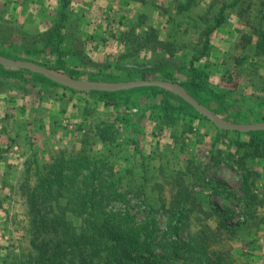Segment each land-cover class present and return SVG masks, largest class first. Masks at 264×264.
Here are the masks:
<instances>
[{
	"label": "rangeland",
	"instance_id": "obj_1",
	"mask_svg": "<svg viewBox=\"0 0 264 264\" xmlns=\"http://www.w3.org/2000/svg\"><path fill=\"white\" fill-rule=\"evenodd\" d=\"M69 1L73 16L66 24L65 41L59 47L65 64L69 70H76L72 77L109 82L141 78L139 72H133L128 79L122 78L126 70L124 63L133 65V70L142 65L154 71H175L179 65L187 72L188 63L201 44V31L211 23L220 5L230 0H196L188 11L177 15L178 0ZM244 2L252 3L253 7L244 10L247 4H243L238 9H226V22L211 33L209 54L198 64L207 74L202 81L206 91L202 99L199 97L201 103L231 123L264 121V53L256 46L253 49L247 41L253 27L258 25L257 10L264 6V0ZM59 8L60 0H0V56L29 60L45 67L53 64L55 53L40 46L39 51L34 50V45L26 43L20 32H43L52 25ZM170 14L173 18H169ZM146 35L151 38L147 40ZM126 40L132 48L141 47L138 54L131 53V49L127 51ZM4 51L15 55H6ZM171 57L178 60L177 65L155 64L157 59L169 61ZM157 74L143 79L159 78ZM93 75L99 79L93 80ZM0 81V196L11 197L10 201L0 202V264H12L15 253H26L30 246L22 229L29 219L26 203L10 192L9 184L18 186L23 182L26 171H33L36 161L42 164L50 159L52 149L80 148L81 125L115 119L120 135L113 142L104 143L94 137L90 145L93 155L97 157L98 152L103 155L111 144L110 151L104 153L108 162L125 181L132 180L131 175L136 176L148 201L158 209L156 216L161 226L168 215L164 209L171 207L170 200L177 189L175 182L182 175L184 184L196 198L189 218L192 227L205 223L215 229L219 211L225 207L233 211L232 229H223L217 246L225 251L223 264H264V206L251 212L242 201L224 200L208 184L209 179H215L221 186L235 191L236 197H242L241 172L237 166L227 165L244 151L236 147V131L218 128L190 104L163 88L174 96L170 104L175 107L181 101L185 104L175 115L161 120L160 113L164 112L157 102L163 95L149 88H134L129 92V100L121 104L110 103L111 99L92 91L74 93L49 83L33 87L31 83L24 85L2 75ZM217 95L221 97L219 100ZM84 110L92 112L86 115ZM84 115L91 120L84 121ZM252 133L258 138L252 139L257 140L258 152L251 154L253 158L245 157L244 163L251 171V190L263 197L264 130L240 132L239 139L250 141ZM218 150L216 164L211 153Z\"/></svg>",
	"mask_w": 264,
	"mask_h": 264
},
{
	"label": "trees",
	"instance_id": "obj_2",
	"mask_svg": "<svg viewBox=\"0 0 264 264\" xmlns=\"http://www.w3.org/2000/svg\"><path fill=\"white\" fill-rule=\"evenodd\" d=\"M140 1L145 2V0ZM195 1L178 0V4L175 5V14H184ZM69 2V0H60L58 15L55 16L49 28L34 34L20 32V35L26 43L34 45V50L39 51L40 46L43 49L48 48L51 53L57 55L53 64H45L46 66L75 76L76 70L67 68L59 48L65 41L66 24L73 16L69 9ZM243 4H247L244 10L253 7L252 3L244 2V0H230L220 5L211 23L205 25L201 31L203 37L201 44L188 63L187 72L179 65L175 71L162 69L154 71V69L143 68L142 65L133 70V65L124 63L123 69L126 70H123L125 73L122 74V78L132 77L133 72H139L141 78H147V75L158 72L159 78L182 84L189 93L202 102L200 98L206 91L202 81L207 74L204 67H198L199 61L209 54L211 33L226 22V9L228 7L238 9ZM257 11L258 25L253 27L251 37H248L247 41L251 42L253 49L256 46V49L263 54L264 6L259 7ZM169 16L173 18L172 14ZM145 38L148 40L151 36L146 35ZM124 43L127 51L131 49V53L135 51L138 54L141 50V47H130L131 43L127 40ZM144 46L150 48L148 45ZM151 49L153 50L154 47ZM76 52L78 55L81 53L80 50ZM4 53L9 56L15 55L9 51ZM27 53H29L28 50ZM72 53L76 55L73 51ZM177 61L171 57L169 61L157 59L155 64L159 63V66L163 67L171 63L175 66ZM0 75L21 81L24 85L31 83L33 87H37L40 83H49L74 93L78 92L39 73H31L21 68H5L0 65ZM98 79L99 77L93 75V80ZM3 84L7 85V83ZM144 88L163 95L157 102L158 108L164 112V114L160 113L161 120L167 115H175L185 104L181 101L180 105L175 107L170 104L174 97L171 93L157 87H140V89ZM131 90L133 89L119 91V93L104 91H92V93L108 97L111 99L110 103H118V101L124 103V100H129ZM215 97L217 100L221 98L220 95ZM205 100H207L206 97ZM91 112L84 110L83 114L88 115ZM86 115H84V121L90 119ZM115 120L106 122L99 120L93 125L91 122H85L86 126L80 127L83 129L80 148L75 149L73 146L69 151L52 149L50 159L42 164L36 161L33 171L27 170L23 182L18 186L9 182L10 192L19 195L25 201L26 215L29 216L26 226L22 229L28 235L30 246L26 253H15V256L11 258L12 264H223L226 259L225 251L217 246L221 242L219 238L223 235V229H232L230 219L233 217V211L231 212L228 207H225L224 211H219L220 219L215 229L205 223L192 227L189 218L190 211L196 206V198L192 190L184 184V178L181 175L175 182L177 189L171 197V207L164 209L168 214L166 223L161 226L156 216L158 209L148 201L143 186L137 182L138 179L134 178L136 176L131 175L132 180L125 181V178L119 175L108 162L105 154L110 151L111 144L105 149V154L100 155L98 152L97 157L93 155L90 145L94 143V137L104 143L113 142L120 135L118 128L115 127ZM190 129L191 127L188 128ZM237 134L236 147L243 148L244 151L237 159L232 158L227 165L230 164L232 168L235 165L241 172L239 189L242 197H236L235 191L221 186L215 179L208 178V184H211L214 193L221 195L224 200L242 201L247 206L246 209L252 212L256 207L264 206V195L259 197L254 190H251L253 179L250 177V169L245 167L244 158L258 152L257 140L252 141L258 138L252 133L250 141H242L239 139L240 132ZM131 142L135 141L131 140ZM218 152L219 150L211 153V160L216 164H218L216 157ZM4 174L5 171L2 172V175ZM10 199V195L9 197L0 196V202L10 201Z\"/></svg>",
	"mask_w": 264,
	"mask_h": 264
},
{
	"label": "water",
	"instance_id": "obj_3",
	"mask_svg": "<svg viewBox=\"0 0 264 264\" xmlns=\"http://www.w3.org/2000/svg\"><path fill=\"white\" fill-rule=\"evenodd\" d=\"M0 65L9 68L29 69L37 72L48 79L61 84L63 86L71 87L75 90L84 91H104V92H117L130 90L138 87L158 86L160 88L169 90L175 95L179 96L185 102L190 104L196 111L209 119L215 126L220 129L236 132H251L257 130H264V121L253 123H231L220 119L213 111L206 105L199 102L193 97L183 85L178 82L166 79H129L119 81H90L79 79L70 76L65 72H59L52 68L42 66L29 60L12 59L0 56Z\"/></svg>",
	"mask_w": 264,
	"mask_h": 264
}]
</instances>
